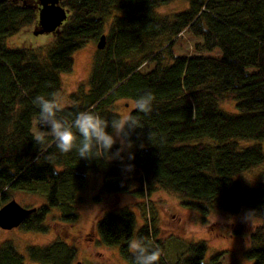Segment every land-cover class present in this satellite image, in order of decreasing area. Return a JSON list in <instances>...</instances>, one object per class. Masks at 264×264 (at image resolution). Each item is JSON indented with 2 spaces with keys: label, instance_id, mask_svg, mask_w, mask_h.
Returning <instances> with one entry per match:
<instances>
[{
  "label": "trees",
  "instance_id": "16d2710c",
  "mask_svg": "<svg viewBox=\"0 0 264 264\" xmlns=\"http://www.w3.org/2000/svg\"><path fill=\"white\" fill-rule=\"evenodd\" d=\"M172 1L60 0L67 18L43 56L31 46L10 47L6 42L36 27L39 0H0V207L12 199L13 190L43 196L46 203L20 227L35 232L56 228L60 234L48 245L27 247L26 254L5 240L0 264H25L26 259L72 264L75 248L61 238L62 231L79 220L81 192L93 172L103 174L102 194L143 198L163 188L204 216L218 207L261 218L249 230L246 254L253 264H264V183L249 187L235 178L264 162L260 143L243 148L239 142L264 140V0H186L182 11L157 13ZM186 31L197 39L193 52L176 53L174 46ZM102 35L105 46L97 47L88 86L71 92V104L57 115L71 124L79 112L93 111L111 121L121 117L118 101L134 102L151 91L152 112L129 113L144 126L132 137L135 159L123 162L134 165L130 173L109 155L86 160L76 148L61 153L51 136L44 144L34 141L47 130L38 123L33 99L57 98L61 75L73 70L75 52L88 42L97 44ZM228 98L236 100L237 113L221 109L220 102ZM52 208L58 209L57 216H50ZM136 223L129 208L104 211L97 221L101 241L119 245L129 264L134 261L130 240ZM231 226L235 234L247 230ZM137 239L151 240L159 249L157 264H224L222 253L204 261L205 241L188 244L186 256L170 262L158 228L148 222L139 228Z\"/></svg>",
  "mask_w": 264,
  "mask_h": 264
},
{
  "label": "rangeland",
  "instance_id": "374dc122",
  "mask_svg": "<svg viewBox=\"0 0 264 264\" xmlns=\"http://www.w3.org/2000/svg\"><path fill=\"white\" fill-rule=\"evenodd\" d=\"M188 6L186 0H174L157 8L159 15H167L184 10ZM26 30V29H25ZM29 32L17 33L7 39L10 47H32L46 56L48 49L54 43L53 33L35 34L34 27L27 28ZM20 41L17 42L16 38ZM197 41L187 31L177 40L174 50L176 53L189 54L193 52V45ZM95 42H88L74 54V67L70 73L61 75L62 90L57 99L63 106L70 105L69 94L81 86L86 88L92 70L93 58L97 51ZM148 65L144 68L147 69ZM121 117L133 109L132 100H120L116 104ZM222 110L228 113H237V102L228 98L220 102ZM241 147L260 143L264 149V140L240 139ZM127 156V153H124ZM242 185L254 187L264 183V162L249 170L240 172L235 176ZM103 174L93 172L88 175V183L81 192L78 204L79 220L73 226L63 229L61 238L75 248L72 264H129L120 252L119 245L107 246L101 239L97 230V221L101 219L104 211H119L129 208L136 216V229L130 244L137 239L139 228L145 223L154 224L159 230V237L164 243L165 252L170 262H176L186 256L187 245L194 242L205 241L207 252L204 261L208 263L213 255L222 253L224 264H253L254 260L246 254L251 246L249 230L259 224L261 218L252 217L246 213H234L218 207L211 209L208 216H204L193 207L184 205L183 199L175 192L158 188L147 197H137L130 193H117L106 195L101 193ZM11 198H15L25 207H38L46 203L43 196L31 194L22 190H13ZM99 197V198H98ZM59 214L57 208H52L50 216ZM204 217L206 220H204ZM49 223H51L48 220ZM231 224L246 227L240 234L234 233ZM58 227V226H57ZM60 237L56 228L48 232H35L14 227L3 229L0 227V245L5 240H11L18 251L26 254L27 247L45 246ZM131 251V249H130ZM132 252V251H131ZM47 264L32 262L26 259L25 264Z\"/></svg>",
  "mask_w": 264,
  "mask_h": 264
},
{
  "label": "clouds",
  "instance_id": "9594fccd",
  "mask_svg": "<svg viewBox=\"0 0 264 264\" xmlns=\"http://www.w3.org/2000/svg\"><path fill=\"white\" fill-rule=\"evenodd\" d=\"M155 97L151 91L141 94L133 102L136 112L149 114L153 110ZM39 109L38 123L41 128L46 129L34 137L36 144H44L48 136H51L56 147L61 153H68L76 148L81 159L92 160L94 157L109 155L111 160H120L125 172H132L134 165L124 164V160H134L136 141L132 139L137 134V129H143L142 122L131 114L122 117H113L111 121L105 120L93 111L79 112L74 121L69 124L58 118V113L63 110L62 103L55 97L47 98L38 95L33 99ZM75 129V132L73 131ZM79 134V143L78 136ZM151 133H148L150 139ZM115 151H113L114 146ZM139 147H144L141 142ZM124 153H127L125 157ZM248 221V213L245 214ZM134 256L133 264H157L161 253L154 247L151 240H134L130 244Z\"/></svg>",
  "mask_w": 264,
  "mask_h": 264
},
{
  "label": "water",
  "instance_id": "95a60500",
  "mask_svg": "<svg viewBox=\"0 0 264 264\" xmlns=\"http://www.w3.org/2000/svg\"><path fill=\"white\" fill-rule=\"evenodd\" d=\"M38 23L35 34L56 33L67 18L68 10L61 5L60 0H39ZM105 46V35L98 40L97 47ZM36 210L35 207H25L12 198L0 207V227L12 229L19 227L25 218Z\"/></svg>",
  "mask_w": 264,
  "mask_h": 264
},
{
  "label": "crops",
  "instance_id": "0c3cea01",
  "mask_svg": "<svg viewBox=\"0 0 264 264\" xmlns=\"http://www.w3.org/2000/svg\"><path fill=\"white\" fill-rule=\"evenodd\" d=\"M23 32H29V31L26 30V31H23ZM23 32H22V35H23ZM16 39H17V42L20 41V39L18 37Z\"/></svg>",
  "mask_w": 264,
  "mask_h": 264
}]
</instances>
